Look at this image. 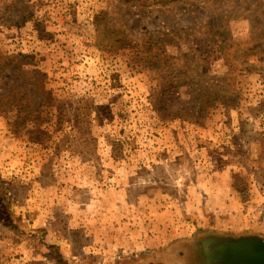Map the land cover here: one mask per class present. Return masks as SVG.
<instances>
[{
	"label": "rangeland",
	"instance_id": "obj_1",
	"mask_svg": "<svg viewBox=\"0 0 264 264\" xmlns=\"http://www.w3.org/2000/svg\"><path fill=\"white\" fill-rule=\"evenodd\" d=\"M1 67L0 264L264 237V0H0Z\"/></svg>",
	"mask_w": 264,
	"mask_h": 264
},
{
	"label": "water",
	"instance_id": "obj_2",
	"mask_svg": "<svg viewBox=\"0 0 264 264\" xmlns=\"http://www.w3.org/2000/svg\"><path fill=\"white\" fill-rule=\"evenodd\" d=\"M210 264H264V237L210 235L201 242Z\"/></svg>",
	"mask_w": 264,
	"mask_h": 264
},
{
	"label": "trees",
	"instance_id": "obj_3",
	"mask_svg": "<svg viewBox=\"0 0 264 264\" xmlns=\"http://www.w3.org/2000/svg\"><path fill=\"white\" fill-rule=\"evenodd\" d=\"M129 2H131L132 0H128ZM153 1V3L154 4H157V5H163V6H165V5H170V4H174V3H176V2H180V1H182V0H152ZM0 70L1 71H3V70H5V68H3V67H1L0 68ZM31 74H38V73H40L39 71H35V70H32L31 72H30ZM45 75H42L41 76V84L40 85H38V87H39V89L40 90H42L43 92L44 91H47V81L45 80ZM29 84H26L25 82H23V83H21L20 84V86H22V88H25V86H28ZM32 85H34V83H32ZM24 90H26V89H24ZM3 96V94H0V99H1V97ZM47 98H42L40 101H39V106H38V108L36 109V111H39V108L42 106H44L45 108H48L49 107V105H50V103L52 102L51 100L52 99H54L53 97H50L49 96V99H47ZM49 100H50V102H49ZM33 101H35L34 99H32V100H30L29 99V101L27 102L28 103V105L29 106H31V107H34L35 105L32 103ZM227 102L226 103H231V102H233V100H231V99H227L226 100ZM49 103V104H48ZM30 109V108H29ZM30 110H32V109H30ZM19 124V123H18ZM23 124H19V127L20 126H22ZM39 141H44V139L43 138H39Z\"/></svg>",
	"mask_w": 264,
	"mask_h": 264
}]
</instances>
